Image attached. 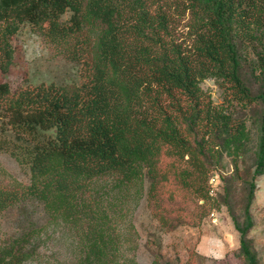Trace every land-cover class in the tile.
I'll use <instances>...</instances> for the list:
<instances>
[{"label":"trees","instance_id":"16d2710c","mask_svg":"<svg viewBox=\"0 0 264 264\" xmlns=\"http://www.w3.org/2000/svg\"><path fill=\"white\" fill-rule=\"evenodd\" d=\"M21 23L76 79L0 82V153L26 176L0 167V212L34 201L46 218L1 239L0 264L34 260L48 226L68 240L72 264H138L139 200L156 202L172 176L213 212L206 160L224 154L235 166L247 121L252 173L241 222L230 220L243 264H258L246 234L253 177L264 172V0H0L1 72ZM207 78L219 104L200 86ZM161 157L183 165L161 167Z\"/></svg>","mask_w":264,"mask_h":264},{"label":"rangeland","instance_id":"374dc122","mask_svg":"<svg viewBox=\"0 0 264 264\" xmlns=\"http://www.w3.org/2000/svg\"><path fill=\"white\" fill-rule=\"evenodd\" d=\"M182 29L178 28L180 34ZM12 62L5 72L0 71V82L11 87L24 81L37 83H65L76 79L75 66L63 61L33 34L26 23H21L10 39ZM201 88L212 103L221 102V89L213 79H203ZM244 114L250 116V111ZM250 141L245 152L232 166L227 156L207 159L210 192L219 202L213 216L201 200L181 188L169 176L159 190L156 202L141 198L131 211V222L137 233L134 259L138 264H243L238 252V235L230 216L241 222V209L252 173L256 130L249 125ZM182 166L176 158L161 157L160 166ZM0 167L12 178L25 182L23 170L7 154L0 153ZM253 197L249 205L252 226L246 234L258 264H264V172L253 177ZM7 178L0 174V184ZM224 193V195H223ZM154 212L165 219L159 222ZM209 213V214H208ZM43 225L46 218L40 205L27 201L0 212V241L7 235L29 226ZM166 223L164 226L161 223ZM39 255L23 264H72L68 240L58 231L46 228L38 243Z\"/></svg>","mask_w":264,"mask_h":264},{"label":"built area","instance_id":"2783aa9c","mask_svg":"<svg viewBox=\"0 0 264 264\" xmlns=\"http://www.w3.org/2000/svg\"><path fill=\"white\" fill-rule=\"evenodd\" d=\"M210 216H213V213L212 212L210 213Z\"/></svg>","mask_w":264,"mask_h":264}]
</instances>
